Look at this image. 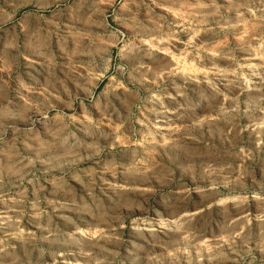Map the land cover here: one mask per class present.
I'll return each mask as SVG.
<instances>
[{"label":"clouds","instance_id":"1","mask_svg":"<svg viewBox=\"0 0 264 264\" xmlns=\"http://www.w3.org/2000/svg\"><path fill=\"white\" fill-rule=\"evenodd\" d=\"M181 253L264 264V0H0V264Z\"/></svg>","mask_w":264,"mask_h":264},{"label":"rangeland","instance_id":"2","mask_svg":"<svg viewBox=\"0 0 264 264\" xmlns=\"http://www.w3.org/2000/svg\"><path fill=\"white\" fill-rule=\"evenodd\" d=\"M221 2H223V0H221ZM158 11H159V10H158ZM160 55L163 56L162 53H161ZM112 57H113V60H112L113 65H115V64H117V63H120V61L116 58V49H115V48L112 49ZM167 59H170V58H167ZM107 83H108V81L105 80L104 82H102V83L100 84L99 88L97 89V94H98V95L104 91V89H105V85H106ZM132 103H134V101L132 100L131 97H129L128 100H127V104H128V105H131ZM126 111H127V109H125V112H126ZM133 111H135V109H133ZM138 114H139V113H137V115H138ZM254 115H255V111H253L252 113H250L248 118L251 119V118L254 117ZM137 132H139V126H137ZM246 135H247V134H246ZM137 138H139V136H137ZM249 210L252 211L253 215L256 214V211H257L258 209H257V206H256V203H255V202H253L252 207H251ZM180 255L183 257V259H182V264H186V259H187L186 254L181 253Z\"/></svg>","mask_w":264,"mask_h":264}]
</instances>
